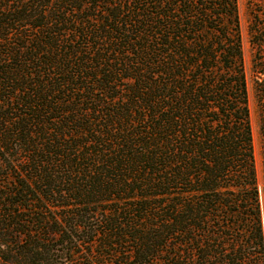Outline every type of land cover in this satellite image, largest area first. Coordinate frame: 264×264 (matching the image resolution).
<instances>
[{
	"label": "trees",
	"instance_id": "obj_1",
	"mask_svg": "<svg viewBox=\"0 0 264 264\" xmlns=\"http://www.w3.org/2000/svg\"><path fill=\"white\" fill-rule=\"evenodd\" d=\"M0 264H264L238 0H0Z\"/></svg>",
	"mask_w": 264,
	"mask_h": 264
},
{
	"label": "rangeland",
	"instance_id": "obj_2",
	"mask_svg": "<svg viewBox=\"0 0 264 264\" xmlns=\"http://www.w3.org/2000/svg\"><path fill=\"white\" fill-rule=\"evenodd\" d=\"M238 1H239V12H240L242 33H243L244 52H245L247 72L249 78V87L251 93L253 129H254L255 146H256V160H257L259 186L261 191V201H262L263 217H264V161L262 154V135L260 131V119H259V114H258L256 99L254 94V76L252 71V61H253L254 51L250 42V34H249L251 11L249 7V0H238Z\"/></svg>",
	"mask_w": 264,
	"mask_h": 264
}]
</instances>
